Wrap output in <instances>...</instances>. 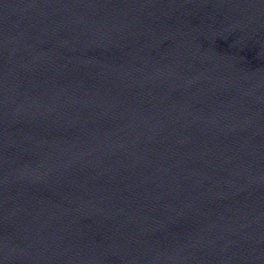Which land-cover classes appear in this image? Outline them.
<instances>
[{
    "label": "water",
    "instance_id": "95a60500",
    "mask_svg": "<svg viewBox=\"0 0 264 264\" xmlns=\"http://www.w3.org/2000/svg\"><path fill=\"white\" fill-rule=\"evenodd\" d=\"M0 264H264V0H0Z\"/></svg>",
    "mask_w": 264,
    "mask_h": 264
}]
</instances>
